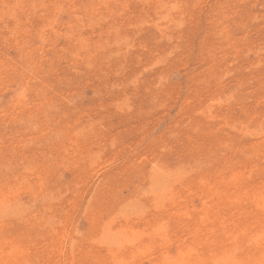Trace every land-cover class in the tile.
<instances>
[{
    "label": "rangeland",
    "instance_id": "rangeland-1",
    "mask_svg": "<svg viewBox=\"0 0 264 264\" xmlns=\"http://www.w3.org/2000/svg\"><path fill=\"white\" fill-rule=\"evenodd\" d=\"M218 261L264 264V0H0V264Z\"/></svg>",
    "mask_w": 264,
    "mask_h": 264
},
{
    "label": "bare ground",
    "instance_id": "bare-ground-1",
    "mask_svg": "<svg viewBox=\"0 0 264 264\" xmlns=\"http://www.w3.org/2000/svg\"><path fill=\"white\" fill-rule=\"evenodd\" d=\"M251 156H252V155H251ZM234 176H235V175H234ZM200 218H201V217H200ZM237 234H238V233H237ZM245 235H246V234H245ZM255 237H256V236H255ZM132 240H133V239H132ZM236 240H237V239H236ZM237 244H238V243H237ZM231 246H232V245H231ZM238 249H239V248H238ZM238 251H239V250H238ZM224 253H225V252H224ZM230 253H231V252H230ZM230 253H229V254H230ZM262 253H263V252H262ZM232 254H233V253H232ZM223 255L227 256V254H223ZM230 255H231V254H230ZM230 255H229V256H230ZM237 255H239V254H237ZM261 255H263V254H261ZM198 257H199V256H198ZM196 258H197V257H196ZM216 258H218V257H216ZM225 258H226V257H225ZM228 258H229V257H228ZM248 258H249V257H248ZM248 258L246 257V259H248ZM218 259H219V258H218ZM239 259H240V258H239ZM241 259H242V258H241ZM219 260H222V259H219ZM228 260H229V259H228ZM234 260H236V259H234ZM234 260H233V261H234ZM242 260H243L244 262L246 261L245 258H243ZM250 260H251V259H250ZM250 260H248V261H250ZM229 261H230V260H229ZM239 261H240V260H239ZM252 261H253V260H252ZM223 262H224V261H223ZM223 262H222V263H223ZM234 262H235V261H234ZM217 263H219V261L216 262V264H217ZM258 263H261V262H258ZM238 264H239V263H238Z\"/></svg>",
    "mask_w": 264,
    "mask_h": 264
}]
</instances>
